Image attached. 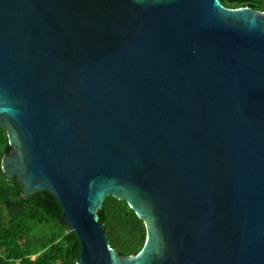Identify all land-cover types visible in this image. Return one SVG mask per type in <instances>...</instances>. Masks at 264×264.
I'll list each match as a JSON object with an SVG mask.
<instances>
[{
	"label": "water",
	"instance_id": "1",
	"mask_svg": "<svg viewBox=\"0 0 264 264\" xmlns=\"http://www.w3.org/2000/svg\"><path fill=\"white\" fill-rule=\"evenodd\" d=\"M2 172L53 196L76 264H264V11L0 0ZM144 220L113 249L107 197Z\"/></svg>",
	"mask_w": 264,
	"mask_h": 264
},
{
	"label": "trees",
	"instance_id": "2",
	"mask_svg": "<svg viewBox=\"0 0 264 264\" xmlns=\"http://www.w3.org/2000/svg\"><path fill=\"white\" fill-rule=\"evenodd\" d=\"M227 7L250 6L264 11V0H221ZM0 126V264H76L80 243L60 219L62 209L47 192L25 200L16 178L2 172L1 161L12 151ZM110 246L120 256L138 255L147 242L144 220L125 201L107 197L98 212Z\"/></svg>",
	"mask_w": 264,
	"mask_h": 264
}]
</instances>
